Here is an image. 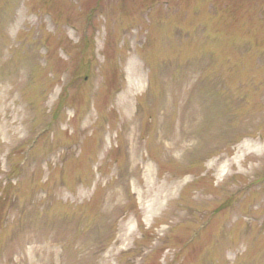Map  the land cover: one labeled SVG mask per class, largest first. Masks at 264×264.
<instances>
[{"label": "rangeland", "instance_id": "374dc122", "mask_svg": "<svg viewBox=\"0 0 264 264\" xmlns=\"http://www.w3.org/2000/svg\"><path fill=\"white\" fill-rule=\"evenodd\" d=\"M0 264H264V0H0Z\"/></svg>", "mask_w": 264, "mask_h": 264}]
</instances>
